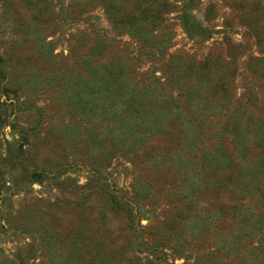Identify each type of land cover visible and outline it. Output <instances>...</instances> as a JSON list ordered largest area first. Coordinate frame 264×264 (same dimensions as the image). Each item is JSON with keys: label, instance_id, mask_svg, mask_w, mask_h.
I'll use <instances>...</instances> for the list:
<instances>
[{"label": "rangeland", "instance_id": "obj_1", "mask_svg": "<svg viewBox=\"0 0 264 264\" xmlns=\"http://www.w3.org/2000/svg\"><path fill=\"white\" fill-rule=\"evenodd\" d=\"M0 55V264H264V0H0Z\"/></svg>", "mask_w": 264, "mask_h": 264}, {"label": "trees", "instance_id": "obj_2", "mask_svg": "<svg viewBox=\"0 0 264 264\" xmlns=\"http://www.w3.org/2000/svg\"><path fill=\"white\" fill-rule=\"evenodd\" d=\"M144 13H145V11H139L138 10L137 12H135L133 14H130V15L126 16V17L132 18L133 19L132 24L137 25V22L139 20V18H137V16L138 15L140 16V14H142L143 16H145ZM107 14L109 16V19L112 22H114L116 25L117 24L124 23L123 18L122 17H120V18L115 17L116 14H114V12H112L110 9H107ZM261 60H263V62H264V58H261ZM3 66H4L3 65V56L0 55V76L5 73V71L3 70ZM111 67H114V65H111L109 68L111 69ZM98 80L99 81L100 80L101 81L102 80H105V77L99 75L98 76ZM89 89L91 90V92H95V91L98 92V88L96 90V85H91L89 87ZM211 161L213 163H215L214 165H218L220 162L223 161V159L219 155V152L215 151L214 153L211 154ZM263 165H264V163H263ZM263 165H261V167L256 170L257 173L264 174V166ZM234 166H235L234 164H230V165L227 164V169L229 171L225 174L226 176L224 178L223 177L221 178L219 187H225L223 185V183L227 187L231 185V181H232V178H231L232 177V173H231V171H234ZM248 168H252L253 169V167H248ZM240 178L242 179L244 177L241 176ZM245 179H246V177H245ZM246 180L248 182L249 179H246ZM245 189H247V188H245ZM110 196H111L110 200H111V203H112L111 205L116 210H121L122 208H125L126 205H128V206L130 205L129 200H127L124 195L119 194L116 191H111L110 192ZM193 196H194V194H193ZM188 211L190 212V209H188ZM130 216H131L132 223H133V221H135V217H136V214H135V211L134 210L133 211H130ZM240 217H241V222L243 223V222H245L247 220L248 215H247L246 212H244L243 215H241ZM255 220H256V223H255L253 229H256V230L263 229L264 228V210H262V211H260V212H258L256 214ZM201 225L202 224H201V222H200L199 219H197L196 217H192V219L190 221V224L188 225V227L186 228V230L187 231H190L191 235L194 236L199 230H201L203 228ZM138 226H139V223L135 224V222H134L133 230L135 232H136V228ZM137 233H139V232H137ZM138 238H139L138 243H140V245H143V243L145 241V236H141L140 234H138ZM234 241L235 242L233 244L231 243V245H230L231 249L233 251H235L234 252L235 255L237 254L238 256H243V254L245 252H247L248 250L246 249L245 246L244 247H245L246 250H244V248H243V245H244L243 241H244V239H243L242 235L240 234V232H238V235L236 236V239ZM156 252H157L156 248L153 247L152 248V253L155 254ZM261 255H262V258H264V250L261 251Z\"/></svg>", "mask_w": 264, "mask_h": 264}]
</instances>
